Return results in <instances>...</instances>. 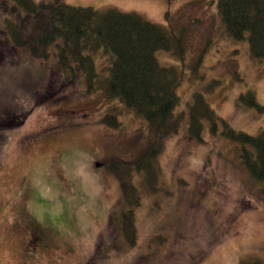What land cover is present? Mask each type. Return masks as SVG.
Returning a JSON list of instances; mask_svg holds the SVG:
<instances>
[{
	"label": "rangeland",
	"instance_id": "obj_1",
	"mask_svg": "<svg viewBox=\"0 0 264 264\" xmlns=\"http://www.w3.org/2000/svg\"><path fill=\"white\" fill-rule=\"evenodd\" d=\"M48 3L51 0H36ZM219 0H68L76 6L136 12L176 33L184 28L183 74L177 111L201 93L235 129L264 131V59L247 39L232 38ZM19 26L23 43L12 42ZM41 18L14 0H0V117L20 125L0 134V264H241L264 262V184L242 164L240 143L223 125L204 121L201 139L188 116L164 140L156 163L157 189L130 174L141 193L136 243L117 229L111 211L122 191L107 158L132 162L152 135L147 122L104 91L88 93L83 76L58 69L56 52L38 59L28 49ZM108 58L97 60L106 75ZM101 63L105 68L101 67ZM253 91L261 108L243 103ZM122 112L119 127L105 121ZM20 118V119H21Z\"/></svg>",
	"mask_w": 264,
	"mask_h": 264
},
{
	"label": "trees",
	"instance_id": "obj_2",
	"mask_svg": "<svg viewBox=\"0 0 264 264\" xmlns=\"http://www.w3.org/2000/svg\"><path fill=\"white\" fill-rule=\"evenodd\" d=\"M27 13L41 18L39 30L28 39L30 53L38 59H49L51 49H56L58 69L77 78L83 76L88 93L104 91L110 99L119 101L136 116L147 122L152 139L141 147L132 162L111 156L106 159L107 173L119 182L122 204L112 209V221L130 244L136 243V213L141 205V193L130 174L140 172L143 182L151 190L157 189L156 163L158 151L167 137L178 132L188 116V132L201 139L204 121H209L216 132L223 125L226 135L240 143L242 164L251 175L264 184V131L259 134L235 129L201 94H195L187 110L177 111L180 104L178 88L183 84V74L175 63L162 65L156 54L159 50L184 60V28L179 33L169 27L147 20L136 12L116 8L96 9L76 6L68 0H14ZM218 13L228 34L236 40L247 39L255 57L264 59V0H219ZM13 25V23H11ZM14 26V25H13ZM14 45L23 43L19 26L11 29ZM108 58L107 74H102L97 60ZM248 106L261 108L253 91L242 95ZM122 112L112 108L104 118L113 127ZM21 118V116H19ZM26 116L11 121L0 117L2 131L20 125ZM264 193V188H263ZM241 264H264L258 258H248Z\"/></svg>",
	"mask_w": 264,
	"mask_h": 264
}]
</instances>
